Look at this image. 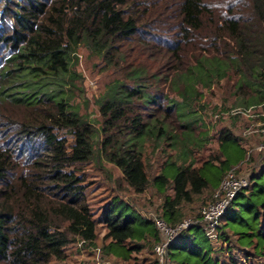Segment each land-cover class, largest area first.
Returning a JSON list of instances; mask_svg holds the SVG:
<instances>
[{"label":"trees","instance_id":"1","mask_svg":"<svg viewBox=\"0 0 264 264\" xmlns=\"http://www.w3.org/2000/svg\"><path fill=\"white\" fill-rule=\"evenodd\" d=\"M0 2V264L63 260L76 237L96 240L99 224L108 251L130 260L133 252L148 246L153 259L146 263L154 264L158 232L152 220L120 195L95 217L80 165L105 159L134 193L150 188L158 196L156 214L167 223L182 220L184 206L208 187L203 173L214 164L193 165L191 150L183 145L180 162L167 158L150 175L143 141L154 136L167 142L168 149L181 146L184 133L192 130V120L186 119L195 113L184 110L190 107L189 89L204 79L226 78L231 69L239 74L236 96L264 106V0ZM80 45L122 75V83L118 79L115 89L99 100L98 130L69 101L72 55ZM171 91L187 102L170 98ZM61 129L71 134V142L58 133ZM218 140L222 153L225 144L238 142L228 129ZM263 172L264 167L259 175L251 173L246 188ZM238 194L220 223L225 217L223 226L238 243L264 255V200L240 204L253 213L242 215L239 208L243 227H234L227 218ZM210 242L204 226L195 224L168 253L172 258V248L185 251L178 264H237L232 257L211 258Z\"/></svg>","mask_w":264,"mask_h":264},{"label":"rangeland","instance_id":"2","mask_svg":"<svg viewBox=\"0 0 264 264\" xmlns=\"http://www.w3.org/2000/svg\"><path fill=\"white\" fill-rule=\"evenodd\" d=\"M2 3L0 2V7ZM73 54L71 68L75 76L73 85L70 86L69 101L73 108L98 130L99 100L115 89L118 79L122 83V75L105 65L101 55L84 45L78 46ZM238 78L239 74L231 69L226 78H211L209 81L207 79L209 85H204L206 82L204 79L202 84L197 83L194 88L189 89L192 93L188 99L190 107H185L184 110L188 112L192 108L195 113L189 112L191 117L186 119L187 123L192 120L189 124L192 130L184 133L181 146L168 149L167 142L162 143V139L156 140L154 136H147L143 141V159L150 175L158 173L167 158L180 162L182 149L191 150L189 160L192 159L195 166L212 160L214 166H209L203 173L208 178V187L200 196L195 197L192 204L184 206V218L198 219L201 207L212 200L213 192L218 188L220 179L228 169L233 168L237 175L249 177L253 172L259 175V171L264 167V149H259L264 145V106L242 95L243 91L240 92L242 97L236 96L235 84ZM169 97L180 104L187 102L183 100L181 94L174 91H171ZM223 129L230 130L238 138V142L223 146L224 154L220 151L218 140ZM58 133L65 136L69 142L72 141L71 134L65 129L58 130ZM216 156L218 159H215ZM220 160H224L223 165H220ZM80 166L79 171L82 172L87 184L86 196L95 217L100 214L105 203L116 195L132 203L145 218L156 213L158 196H153L150 188L143 193H134L123 182L120 170L112 163L95 157ZM253 183L250 189H242L231 205L232 212L230 215L228 212L227 220L234 227H243L238 220L240 204L246 205L249 200L252 202L264 200V172ZM242 209V215L251 216L253 213L252 210L246 212V209ZM224 219L225 217L218 229L219 235L210 242L213 250L211 258L229 261L232 257L236 259L237 264H264V255L253 251L245 244L238 243L237 236L229 227L223 226ZM104 232L102 225L99 224L96 240L83 242L76 237L66 246L65 259H53L51 264H133V262L147 264L146 262L153 259L152 251L147 246L139 252L127 253L131 254L132 258L123 260L122 257L108 251L106 248L108 241L103 239ZM221 234H225L224 237H219ZM226 236L228 240L225 239ZM172 251L175 264L186 255L185 251L176 248H172ZM121 254L126 255V252L123 251ZM191 260L194 262L196 259L191 257ZM199 264H202V261Z\"/></svg>","mask_w":264,"mask_h":264},{"label":"built area","instance_id":"3","mask_svg":"<svg viewBox=\"0 0 264 264\" xmlns=\"http://www.w3.org/2000/svg\"><path fill=\"white\" fill-rule=\"evenodd\" d=\"M259 149H264V145ZM248 184L249 177L237 175L232 168L221 179L218 188L213 192L212 200L201 207L198 219L184 218L175 224H169L156 213L146 216L147 219L152 220L158 232V240L153 247L154 264H175L169 256V246L185 229L195 224L203 225L206 236L210 240L215 239L218 235L221 217L235 195Z\"/></svg>","mask_w":264,"mask_h":264}]
</instances>
